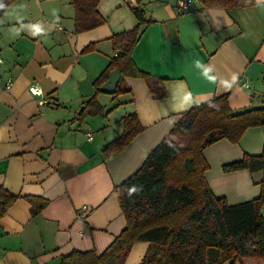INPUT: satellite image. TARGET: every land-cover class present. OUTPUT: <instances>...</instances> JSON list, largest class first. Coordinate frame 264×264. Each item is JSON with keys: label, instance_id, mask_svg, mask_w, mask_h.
Masks as SVG:
<instances>
[{"label": "crops", "instance_id": "crops-1", "mask_svg": "<svg viewBox=\"0 0 264 264\" xmlns=\"http://www.w3.org/2000/svg\"><path fill=\"white\" fill-rule=\"evenodd\" d=\"M139 2L144 21L132 12L136 0H98L103 22L86 31L76 28L72 0H13L1 14L0 264H64L74 251L101 254L125 227L115 188L181 113L221 96L233 111L264 108V0L233 8L195 1L186 12L177 0ZM144 23L130 53L139 76L118 72L115 93L102 92L117 51L111 38ZM196 61L212 67L215 83ZM32 82L44 102L29 93ZM132 114L141 130L112 149ZM263 144L258 124L235 142L220 138L204 149L213 195L229 204L259 196L261 171L223 167L260 154ZM147 248L135 242L121 264H140Z\"/></svg>", "mask_w": 264, "mask_h": 264}, {"label": "trees", "instance_id": "trees-1", "mask_svg": "<svg viewBox=\"0 0 264 264\" xmlns=\"http://www.w3.org/2000/svg\"><path fill=\"white\" fill-rule=\"evenodd\" d=\"M12 1L0 0V16ZM198 1L204 7L233 8L255 0ZM97 2L72 0L78 30H90L103 22ZM136 2L132 12L144 21V11L139 0ZM137 29L111 38L117 51L103 78L113 69L122 77L139 76L129 66ZM258 124H264V108L233 111L226 96L181 113L141 166L115 188L125 219L119 235L101 254L74 251L64 257V264H121L137 241L148 243L140 264H233L244 258L264 261V144L260 154H245L223 167L226 171L262 172L259 196L238 204L213 195L205 179L208 164L203 156L204 149L220 138L235 142L246 127ZM123 125L121 137L108 145L114 150L141 130L135 114L126 116ZM182 137H187L185 146L180 144ZM10 197L5 195V201Z\"/></svg>", "mask_w": 264, "mask_h": 264}, {"label": "built area", "instance_id": "built-area-1", "mask_svg": "<svg viewBox=\"0 0 264 264\" xmlns=\"http://www.w3.org/2000/svg\"><path fill=\"white\" fill-rule=\"evenodd\" d=\"M198 0H177V9L179 12H186L192 6V4ZM116 54V52L114 53ZM1 62V59H0ZM28 91L31 95L40 98L41 102H44L43 92L41 87L36 82H32L28 85ZM88 138H91L89 135Z\"/></svg>", "mask_w": 264, "mask_h": 264}, {"label": "water", "instance_id": "water-1", "mask_svg": "<svg viewBox=\"0 0 264 264\" xmlns=\"http://www.w3.org/2000/svg\"><path fill=\"white\" fill-rule=\"evenodd\" d=\"M146 24H141L138 29L137 39L139 38L140 34L143 32ZM120 80L118 71L116 69H113L108 76L107 81L100 87V90L104 93L113 94L115 93L116 86Z\"/></svg>", "mask_w": 264, "mask_h": 264}, {"label": "clouds", "instance_id": "clouds-1", "mask_svg": "<svg viewBox=\"0 0 264 264\" xmlns=\"http://www.w3.org/2000/svg\"><path fill=\"white\" fill-rule=\"evenodd\" d=\"M196 66L202 69L203 76L209 81L215 83L217 77L213 75V69L211 66L204 65L200 61H196Z\"/></svg>", "mask_w": 264, "mask_h": 264}, {"label": "rangeland", "instance_id": "rangeland-1", "mask_svg": "<svg viewBox=\"0 0 264 264\" xmlns=\"http://www.w3.org/2000/svg\"><path fill=\"white\" fill-rule=\"evenodd\" d=\"M181 146H185L187 144V137H182V140L180 142Z\"/></svg>", "mask_w": 264, "mask_h": 264}]
</instances>
